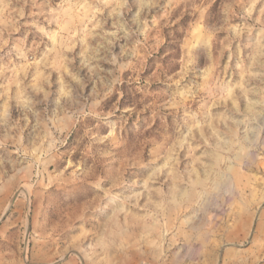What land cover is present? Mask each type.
Listing matches in <instances>:
<instances>
[{
    "label": "rangeland",
    "instance_id": "obj_1",
    "mask_svg": "<svg viewBox=\"0 0 264 264\" xmlns=\"http://www.w3.org/2000/svg\"><path fill=\"white\" fill-rule=\"evenodd\" d=\"M0 264H264V0H0Z\"/></svg>",
    "mask_w": 264,
    "mask_h": 264
}]
</instances>
